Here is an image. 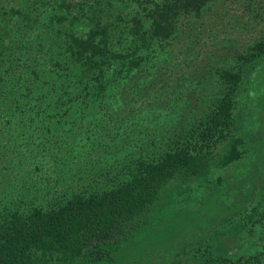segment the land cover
<instances>
[{
  "label": "trees",
  "instance_id": "1",
  "mask_svg": "<svg viewBox=\"0 0 264 264\" xmlns=\"http://www.w3.org/2000/svg\"><path fill=\"white\" fill-rule=\"evenodd\" d=\"M0 264H264V0H0Z\"/></svg>",
  "mask_w": 264,
  "mask_h": 264
},
{
  "label": "rangeland",
  "instance_id": "2",
  "mask_svg": "<svg viewBox=\"0 0 264 264\" xmlns=\"http://www.w3.org/2000/svg\"><path fill=\"white\" fill-rule=\"evenodd\" d=\"M219 21H221L219 19ZM263 23V22H261ZM220 26V37H224L226 41L230 40V45L237 44L239 40H248L253 35H257L256 31L260 29L258 24L252 25L248 22L247 16L241 17L238 14H234L227 19V25L223 26L222 24H218ZM225 30V32H223ZM210 33V32H208ZM211 34V33H210ZM211 36V35H210ZM210 36H208L207 41L209 40ZM209 44V43H207ZM231 45V46H232ZM232 46V47H233ZM202 47L206 50V44H201L198 46V49H202ZM206 52V51H205ZM202 56V55H201ZM200 56V57H201Z\"/></svg>",
  "mask_w": 264,
  "mask_h": 264
}]
</instances>
